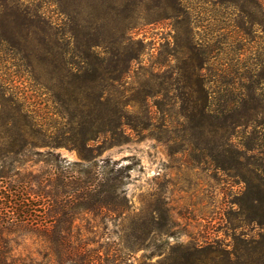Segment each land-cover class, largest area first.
I'll use <instances>...</instances> for the list:
<instances>
[{
  "label": "trees",
  "instance_id": "trees-1",
  "mask_svg": "<svg viewBox=\"0 0 264 264\" xmlns=\"http://www.w3.org/2000/svg\"><path fill=\"white\" fill-rule=\"evenodd\" d=\"M43 1L68 21L53 25L43 16L31 14L20 0H0V62L14 67V77L26 73L35 86L49 93L52 103L49 117L38 118L35 110L28 109L25 97L19 100L5 88L7 76L0 74V126L12 125L17 130L13 143L19 145L18 149H0V264L120 262L116 252L90 247V239L82 238L78 229L74 232V221L80 212L120 215L126 209V195L119 187L139 161L133 156L119 160L106 157L98 164L96 154L148 130L150 111L144 121L135 109H160L164 100L177 92L174 96L183 103L189 127L211 130L215 136V147L208 154L212 163L243 184L236 199V215L243 225L230 224L231 228L251 225L257 233L251 236L242 229L233 235L231 245L217 239L176 242L167 246V255L156 264H264V34H250L242 21L236 27L244 34H206L199 38L175 34L161 64L167 66L174 60L175 65L154 71L153 66L144 65L143 39L131 34L139 10L148 8V0ZM157 1L179 12L178 0ZM228 2L238 7L243 16L240 19L251 28L263 25L264 9L257 0ZM83 7L90 9L96 20L114 14L120 22L118 34H104L103 25L94 31L90 25L83 26L85 31L81 29L83 18L74 20ZM257 12L263 19L258 20ZM31 30L39 34V52L28 54L11 48L21 45L19 34ZM4 46L7 49H2ZM35 64L40 74L35 73ZM35 146L47 149L32 152ZM60 146L75 149L80 160L59 158L53 149ZM25 153L43 155L46 162L53 161L54 168L35 176L29 173L26 180H14L12 169L3 161ZM125 159L130 162L122 164ZM31 181L43 186L32 191ZM32 193L44 203L45 212L39 219L24 210L29 208L25 201L29 202L27 196ZM19 194L25 197L17 203ZM14 228L42 237L39 259L11 255L3 236ZM164 234L174 237L175 233ZM139 246L145 250L153 247ZM134 247L123 249L130 252ZM153 248L160 249L158 245Z\"/></svg>",
  "mask_w": 264,
  "mask_h": 264
},
{
  "label": "rangeland",
  "instance_id": "rangeland-1",
  "mask_svg": "<svg viewBox=\"0 0 264 264\" xmlns=\"http://www.w3.org/2000/svg\"><path fill=\"white\" fill-rule=\"evenodd\" d=\"M221 1L223 0H178V12L164 5L163 1L160 2L164 8L157 0H148L149 10L140 8L139 18L131 29V34H136V38L143 39L146 44L142 54L144 65L153 66L154 71L174 66V60L167 66L161 64L167 58L175 34H194L197 38L206 34H244L236 27L239 21H242L240 24L243 27H248L250 34H264V23L251 28L249 24H245V20L240 19L243 16L237 11L236 5L228 0L223 1L225 3H220ZM257 1L264 9V0ZM20 2L31 14L43 16L53 25L68 21L66 16L57 13L53 5L43 0ZM85 7L80 15H74L77 18L74 22L83 18L79 22L81 29L90 25V31H94V27L103 25L104 34H118L120 22L114 14L96 20L89 13L90 9ZM256 16L258 20L263 19L259 12ZM31 32L32 30L29 34H19L23 39L21 45L11 48L28 54L39 52L41 47L36 43L39 34ZM5 48L6 46L2 49ZM13 69L9 62H0V74L7 76L5 88L16 94L19 100L25 97L28 109L32 112L35 110L33 114L38 118L49 117L48 110L52 104L49 93L35 86L26 73L19 78L12 76ZM34 70L40 74L38 65L35 64ZM174 94L164 100L160 109L155 106H150L149 109L139 106L135 109L138 117L144 121L150 111L152 120L148 130L138 135L132 134L131 141L100 149L96 154L98 164L106 157L119 160L124 156H133L139 161L131 171L130 178L125 179L119 187L126 195V209L120 215L80 212L74 221V232L78 229L82 238L90 239V247L100 246L101 250L109 249L110 254L116 252L121 256V261H116V264H156L167 255V246L176 242L217 239L231 245L233 235L240 233L242 229L251 236L257 233V229L251 225L237 230L231 228L233 225L230 224L243 225L236 215V199L243 184L215 167L208 156L215 147L213 132H201L199 128L189 127L183 103ZM149 105H152L151 100ZM16 134L17 130L12 125L0 126V149H18L19 145L13 143ZM46 149L35 146L31 150L43 152ZM53 152L70 162L80 160L75 149L65 146L55 147ZM45 158L43 155L25 153L12 159L15 161L8 158L3 162L6 168L12 169L10 174L14 180H26L30 177L29 173L35 176L41 170L54 168L53 161L46 162ZM128 162V159L121 161L122 164ZM42 186L38 182H30L32 191H37ZM23 197L25 196L19 194L16 202H21ZM27 197L29 202L25 201V205H29V208L24 210L31 212L32 218L39 219L45 212L42 199L35 193ZM227 219L231 223H227ZM143 224L146 232L142 229ZM165 231L174 232V237L166 236ZM41 238L37 233L26 232L23 228H14L11 233L3 236L11 248L12 256L38 259L40 255L37 251L41 250L43 244ZM140 244H150L153 247L158 245L160 249L151 247L152 249L145 250ZM128 245L135 247L127 252L123 247Z\"/></svg>",
  "mask_w": 264,
  "mask_h": 264
}]
</instances>
